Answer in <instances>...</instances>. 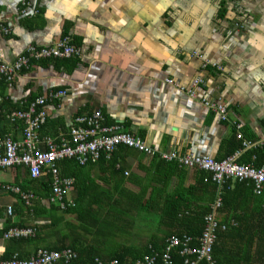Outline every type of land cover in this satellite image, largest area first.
Instances as JSON below:
<instances>
[{
    "label": "crops",
    "instance_id": "crops-1",
    "mask_svg": "<svg viewBox=\"0 0 264 264\" xmlns=\"http://www.w3.org/2000/svg\"><path fill=\"white\" fill-rule=\"evenodd\" d=\"M23 1L35 16L19 13ZM0 26L9 30L0 32V62L14 61L29 45L54 44L65 33L80 48L75 66L34 61L11 84L0 81L1 134L20 140L22 121H9L7 111L62 88L64 97L46 105L41 138L67 140L74 118L96 110L106 125H121L154 150L147 154L120 146L108 160L59 166L62 176L74 178L66 211L48 203L50 190L25 187L23 167L4 169L0 232L10 221L35 234L2 241V258L72 250L92 238L96 257L109 256L119 248L107 250L106 239L125 237L141 238L136 241L140 256L138 244L169 232L165 214L171 207L187 199L184 210H203L216 195L215 185L211 190L204 183H212L207 172L202 181V170L158 153L221 160L228 156L222 158L221 146L232 122L254 139L235 134L241 147L232 153L238 157L264 142V0H0ZM206 101L225 107L226 119ZM9 185L35 198L26 206L4 188ZM263 195L264 190L250 197L239 187L215 214L226 226L216 234L213 259L219 264H264Z\"/></svg>",
    "mask_w": 264,
    "mask_h": 264
},
{
    "label": "built area",
    "instance_id": "built-area-1",
    "mask_svg": "<svg viewBox=\"0 0 264 264\" xmlns=\"http://www.w3.org/2000/svg\"><path fill=\"white\" fill-rule=\"evenodd\" d=\"M22 14H36L37 11L30 7V4L23 3ZM0 32L7 33L9 30L0 26ZM80 55V48L71 43L66 35L54 44L47 47H36L29 45L22 55L12 62L0 63V79L11 82L16 73L22 69L29 68L32 61L52 58H69ZM65 95L64 91H48L45 95L30 102L25 109L6 113L5 117L9 121L23 120L24 128L22 139L14 140L9 134L0 133V173L7 168L22 166L27 168L31 177H38L47 171L51 175V191L48 202L56 205L60 210L71 207L72 203L67 200V194L74 178L62 176L57 163L64 158H72L81 165L97 162L102 157L110 159L114 151L120 147H130L138 151L150 154L154 150L144 145L139 137H134L122 129L119 124L106 125L100 111L93 110L89 113L78 115L74 118L68 129L69 138L54 140L51 137L38 138V129L46 120L45 105L49 102L61 100ZM207 106H213L225 120L224 108L217 104L205 102ZM235 133L241 136L242 124L232 122ZM43 143L44 147H40ZM221 160H214L206 155L196 156L192 154L179 155L174 152L158 153L164 160H173L181 166L196 168L209 174L210 180L216 187V195L209 206V212L203 216V229L201 235L196 240V245L192 246L193 238L182 235L169 236L164 239L163 248L159 257L143 256L130 264H153L158 258L157 264H173L172 253L178 252L183 257L184 264H196L203 261L206 264H215L212 258V247L216 241L218 231L225 230L226 226L219 224L215 220V214L221 207V187L225 179H237L240 181H250L255 195H261L264 190V166L256 167L250 163H239L235 160V155ZM127 174V172H125ZM26 206H29L35 196L31 191H24L19 186H7ZM264 208V204H263ZM8 209V213H10ZM35 234L33 228H10L0 235V243L6 240L29 238ZM77 253L70 249L59 251L36 250L28 258H20L17 253H13L9 259H1L0 264H55L59 261L63 263L74 260ZM96 264H105L98 257ZM107 264H117L116 259H112Z\"/></svg>",
    "mask_w": 264,
    "mask_h": 264
},
{
    "label": "trees",
    "instance_id": "trees-1",
    "mask_svg": "<svg viewBox=\"0 0 264 264\" xmlns=\"http://www.w3.org/2000/svg\"><path fill=\"white\" fill-rule=\"evenodd\" d=\"M65 35H66V33L63 36H65ZM79 56L69 57V58H52L51 60L59 61V62L68 61V62H70L71 66H75L76 65L75 60ZM42 60H45V59H42ZM48 60H50V59H48ZM37 61H40V60H37ZM32 62H34V61H32ZM31 63L29 64V66L31 65ZM27 69H22L21 71L16 73L15 76H17L19 73H21ZM15 76H14V78H15ZM14 78L11 82H7L4 79H0V81H3L9 85L14 81ZM59 89H61V91H64V89H62V88H59ZM59 89L58 88H52V89H50V91H59ZM41 96H43V95H41ZM38 97H40V96L32 97V98L28 99L27 102L25 103V105H23L24 106L23 109H25L30 102L34 101ZM46 105H45V110H46ZM12 111H14V110L7 111V113H10ZM46 119H47V111H46ZM20 121H22V125H23L22 132H23L24 123H23V120H20ZM45 122H46V120H45ZM45 122H44V124H45ZM41 127H40V129H41ZM40 129H38V132H37L38 138H41ZM241 133L245 139L250 140V141H254L253 138H251L250 136H248L246 134L244 129H241ZM235 134H236L235 128H234L233 124L230 123L228 136L224 142V145L221 146L222 158L227 156V155H230L235 149L241 147V140L236 139ZM22 138L23 137H21V139ZM41 139H43V137ZM57 141H60V140H57ZM127 148H130V147H127ZM132 149H134V148H132ZM101 159H104V158L102 157ZM238 162L239 163H252L256 167L264 166V142L261 145H256V146L244 149L242 151L240 157L238 158ZM62 164L71 165V166L72 165H78L77 162L75 161V159H72V158H64V159L60 160L57 163L58 168ZM19 167H22V166H19ZM23 168H24V170L28 176V184H26L25 187L27 188L30 185H32L34 187V189L36 188V190H37V188H38V190L39 189L40 190H46L47 189L48 194H49V190L51 191V186H50L51 185V175H50V173L45 171V172L41 173L38 177H31L28 173L27 168H25V167H23ZM199 174H200L199 178L202 181H203V178L205 177V175H208L207 173H205L203 171H201ZM204 183L210 184V188H211V190H213L214 183L212 184L209 181H206V182L204 181ZM72 185H74V184H72ZM239 187H243L244 189H246V193L250 197L254 196L251 183H246V181H240L237 179H230V178L225 179L224 182L222 183V187H221V195H220L221 207H220L219 211L226 204V202H227L226 198H228V197H230V195L234 194L235 191H237V189ZM4 188L9 190L10 193H13V191H11L6 186ZM262 197L263 198H261V199L264 202V195ZM185 200H187V199H183L182 201H179L177 206L171 207L170 211H167V213L165 214V218L168 219V222L170 223L169 225H171V226H168L169 232L164 234L162 238H149L148 241H146L142 246H140V248L142 249V254L140 256H138L139 252H137L138 250L135 247L128 246V247H120L119 251L115 254H110L109 256H103V257H98V258L100 260H102L105 264H107V262L112 260V259H116L117 264H125L127 259L128 260L130 259L129 261L133 262L134 260H136L137 258H141L142 256L150 257V256H154V254H156L159 257V255L161 254L162 248H163L164 239L166 237H169V236H178V237H182V235L191 236L193 238L192 246H195L197 244L196 240H197V238H199V236L201 235V232H202L201 230L203 227V216L209 211V208H204L203 210H198V211L184 210L183 208H185V206L183 205V202H185ZM47 201H48V196H47ZM67 209H68V207L63 211H66ZM263 211H264V208H263ZM7 214L9 216L8 218H10L12 213H11V211H10V213H8V211H7ZM263 215H264V212H263ZM8 222H10V221H8ZM8 222H7V225L0 232V235L3 232H6L7 230H9L10 228H13V227L14 228H26L25 226H14L15 224L8 223ZM91 241H92L91 243H87L86 245H84L80 248L76 247L75 245L71 247V249L77 253V257L74 260H71L70 262H67V263H63V262L59 261L56 264H96L95 260H94L96 257V238H92ZM215 244H216V241H215ZM214 245L212 247V258L214 257ZM12 255L13 254L9 255L6 258H2V257H0V258L1 259H9L12 257ZM171 257L173 259V264H184L183 263L184 259H183V257L179 256L178 252H173ZM20 258H23V257H20ZM213 260L215 261V264H219L216 259H213ZM157 262H158V258L154 261L153 264H157ZM196 264H206V263H204L203 261H199V262H196Z\"/></svg>",
    "mask_w": 264,
    "mask_h": 264
},
{
    "label": "rangeland",
    "instance_id": "rangeland-1",
    "mask_svg": "<svg viewBox=\"0 0 264 264\" xmlns=\"http://www.w3.org/2000/svg\"><path fill=\"white\" fill-rule=\"evenodd\" d=\"M23 3H27V1H23ZM22 9V8H21ZM21 9H19V13L22 15L21 13ZM35 16V15H34ZM225 108V107H224ZM224 116L226 114V109L224 111ZM226 119V117H225ZM234 153L228 155L227 157L233 155ZM235 160L238 162V154L235 155ZM213 158V157H212ZM226 158V157H225ZM214 159V158H213ZM224 159V158H223ZM216 160V159H215ZM196 169V168H195ZM203 171V170H202ZM167 238V237H166ZM107 241L105 242V247L107 248V250L109 251H115L116 248H120L122 247V245H127V246H131V247H135L137 246L136 241L141 240V238H107ZM144 243L138 244V245H143Z\"/></svg>",
    "mask_w": 264,
    "mask_h": 264
},
{
    "label": "bare ground",
    "instance_id": "bare-ground-1",
    "mask_svg": "<svg viewBox=\"0 0 264 264\" xmlns=\"http://www.w3.org/2000/svg\"><path fill=\"white\" fill-rule=\"evenodd\" d=\"M22 13V12H21ZM37 14V13H36ZM36 14H27V15H24V14H22L23 16H34V15H36ZM224 108V107H223ZM224 111H225V108H224ZM192 155H196V154H192ZM196 156H201V155H196ZM207 156V155H206ZM208 157H210V156H208ZM212 158V157H211ZM213 159V158H212ZM215 160V159H214ZM172 261H173V259H172Z\"/></svg>",
    "mask_w": 264,
    "mask_h": 264
},
{
    "label": "flooded vegetation",
    "instance_id": "flooded-vegetation-1",
    "mask_svg": "<svg viewBox=\"0 0 264 264\" xmlns=\"http://www.w3.org/2000/svg\"><path fill=\"white\" fill-rule=\"evenodd\" d=\"M199 57V56H198Z\"/></svg>",
    "mask_w": 264,
    "mask_h": 264
}]
</instances>
